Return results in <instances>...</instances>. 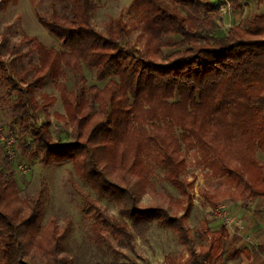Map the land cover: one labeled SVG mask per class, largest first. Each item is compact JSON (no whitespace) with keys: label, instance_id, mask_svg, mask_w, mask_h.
<instances>
[{"label":"trees","instance_id":"trees-1","mask_svg":"<svg viewBox=\"0 0 264 264\" xmlns=\"http://www.w3.org/2000/svg\"><path fill=\"white\" fill-rule=\"evenodd\" d=\"M227 1L241 8L240 0ZM48 8L50 14L38 15V21L66 50L48 49L24 36L39 57L30 82L25 80L30 70L15 78L0 60V80L13 103L12 125L24 151L33 147L44 167L71 163L94 191L121 206V217L142 234L159 217L161 227L192 241L186 227L189 208L170 216L164 208L141 205L150 172L144 161L153 160L172 184L182 187L181 143H196L211 158L215 175L225 177L227 188L206 197L212 207L223 200L264 199V163L258 158L264 154V13L224 33L210 0H134L131 9L145 40L140 49L126 42L129 27L122 17L106 33L93 26L95 0H50ZM166 49L175 50L166 54ZM84 67L96 70L99 82L107 80L109 69L118 80L78 92L59 82L66 69L79 75ZM48 77L58 83L75 125L71 142H54L50 122L39 124L36 116L47 108L35 93ZM176 127L182 131L179 139ZM41 205V195L22 200L12 174L0 173V264H71L62 256L56 221L41 227ZM89 212L95 213L99 233L108 231L131 247L125 221L93 205ZM205 236L206 246L186 260L169 255L165 264H219L229 233L222 226L217 232L206 229Z\"/></svg>","mask_w":264,"mask_h":264},{"label":"rangeland","instance_id":"rangeland-1","mask_svg":"<svg viewBox=\"0 0 264 264\" xmlns=\"http://www.w3.org/2000/svg\"><path fill=\"white\" fill-rule=\"evenodd\" d=\"M49 1L0 0V3H4L0 7V60L5 62L15 78L30 70L25 79L30 82L35 74L34 68L39 64L37 51H30L31 46L25 43L24 36L36 39L48 49L66 50L38 21V15L50 14ZM133 1L95 0L92 24L98 31L106 33L110 23L122 17L129 27L126 42L143 49L145 40L131 9ZM240 1L241 8L236 10L227 0H210L218 10L216 20L219 31L226 33L234 26H244L248 19L264 13V4L259 0ZM179 10L186 15L184 10ZM174 50L166 49L165 53L170 54ZM96 74V70L87 67L79 75L66 69L65 77L59 82L69 91L78 92L84 86L102 89L110 80H118L112 69H109L105 82L97 81ZM57 86L58 83L48 77L36 91L38 103L47 105L36 116L39 124L50 122L54 142L60 140L67 143L72 140L71 133L75 125L67 117ZM6 92L7 87L0 80V173L12 174L22 200L41 195L40 225L46 227L56 221L58 233L62 237V256L71 264H165L169 255L175 256L177 260H185L191 251L199 250L209 243V238L205 236L206 229L216 232L225 226L223 213L244 220L243 229L234 231L226 227L233 236L231 248L234 249L242 240L251 247L252 256H264V199L234 204L223 200L217 207H212L206 197H214L219 187L223 190L227 188L224 185L225 177L215 175L209 167L211 158L205 157L193 141L190 146L181 143L184 159L180 176L182 187L175 186L167 179L163 167L153 160H147L144 161L145 167L150 172L145 174L147 180L141 196L142 206L164 208L170 216H181L189 208L186 227L192 238L191 243L181 240L172 229L161 227L158 224L159 217L142 234L132 227L131 222L121 217V206L94 191L75 173L71 163L44 167L40 154L33 152V147L23 150L20 145L22 136L18 128L12 125L13 103L7 98ZM181 135V129L176 127L175 136L179 139ZM10 138L14 139L13 143H10ZM27 138L30 139V136ZM258 158L264 163L263 153L259 152ZM136 177L132 175L133 179ZM92 205L107 217L127 223L128 232L133 237V249L121 244L108 231L98 232L95 213L89 212ZM246 235L249 237L245 240ZM234 236L237 238L234 239Z\"/></svg>","mask_w":264,"mask_h":264},{"label":"crops","instance_id":"crops-1","mask_svg":"<svg viewBox=\"0 0 264 264\" xmlns=\"http://www.w3.org/2000/svg\"><path fill=\"white\" fill-rule=\"evenodd\" d=\"M230 203L234 204L233 202H230ZM238 218H240V217H238ZM228 233H229V231H228ZM249 235L245 236V240H246V238L249 237ZM232 237L233 236H231V234L229 233V240L226 243V254L222 259H220L219 264H264V256L261 255L259 258H255V256H252V252H251L252 249L248 244L245 243L246 241L240 240L238 242L237 246H235V248L232 249L230 246ZM241 237H244V236H241ZM235 238H237V236H234V239ZM196 251H198V250H196Z\"/></svg>","mask_w":264,"mask_h":264},{"label":"built area","instance_id":"built-area-1","mask_svg":"<svg viewBox=\"0 0 264 264\" xmlns=\"http://www.w3.org/2000/svg\"><path fill=\"white\" fill-rule=\"evenodd\" d=\"M13 142H14V139L10 138V143H13ZM222 219L225 224V227L230 228V229L232 228L234 229V231L237 229H243L244 227V220L242 218L232 216L229 213H223Z\"/></svg>","mask_w":264,"mask_h":264}]
</instances>
